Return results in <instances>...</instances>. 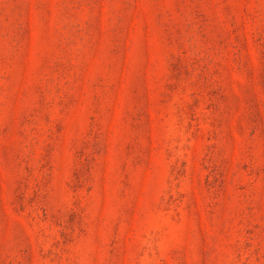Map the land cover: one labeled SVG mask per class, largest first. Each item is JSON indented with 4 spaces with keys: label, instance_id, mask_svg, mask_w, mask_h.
Here are the masks:
<instances>
[{
    "label": "rangeland",
    "instance_id": "374dc122",
    "mask_svg": "<svg viewBox=\"0 0 264 264\" xmlns=\"http://www.w3.org/2000/svg\"><path fill=\"white\" fill-rule=\"evenodd\" d=\"M0 264H264V0H0Z\"/></svg>",
    "mask_w": 264,
    "mask_h": 264
}]
</instances>
